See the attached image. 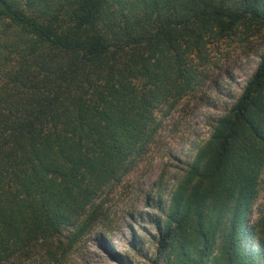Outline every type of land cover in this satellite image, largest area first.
<instances>
[{
    "label": "trees",
    "instance_id": "obj_1",
    "mask_svg": "<svg viewBox=\"0 0 264 264\" xmlns=\"http://www.w3.org/2000/svg\"><path fill=\"white\" fill-rule=\"evenodd\" d=\"M247 20L264 26V0H0V264L94 217L147 153L155 112L193 86L157 55ZM263 173L264 53L174 190L153 264L168 248L176 264H259Z\"/></svg>",
    "mask_w": 264,
    "mask_h": 264
},
{
    "label": "rangeland",
    "instance_id": "obj_2",
    "mask_svg": "<svg viewBox=\"0 0 264 264\" xmlns=\"http://www.w3.org/2000/svg\"><path fill=\"white\" fill-rule=\"evenodd\" d=\"M203 32L198 42L190 38L181 42L180 56L170 51L157 55L168 70L182 68L192 89L155 112L160 126L147 153L129 166L120 182L106 189L95 216L88 218L92 216L88 209L48 243L3 264H153L157 223L164 222L163 212L174 190L214 126L239 98L264 53V26L252 21L237 24L223 36L215 23ZM170 71L168 81L173 80ZM168 88L170 83H162L163 90ZM263 216L264 173L248 216V225L261 232L253 236L254 246L264 245ZM176 261L175 252L168 248L159 264ZM259 264H264V257Z\"/></svg>",
    "mask_w": 264,
    "mask_h": 264
}]
</instances>
